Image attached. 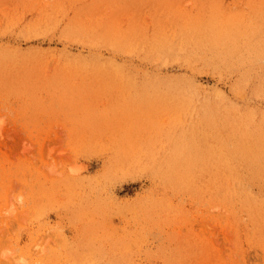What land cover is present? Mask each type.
<instances>
[{
    "label": "rangeland",
    "instance_id": "1",
    "mask_svg": "<svg viewBox=\"0 0 264 264\" xmlns=\"http://www.w3.org/2000/svg\"><path fill=\"white\" fill-rule=\"evenodd\" d=\"M235 120L264 136V0H0V264H264Z\"/></svg>",
    "mask_w": 264,
    "mask_h": 264
},
{
    "label": "bare ground",
    "instance_id": "2",
    "mask_svg": "<svg viewBox=\"0 0 264 264\" xmlns=\"http://www.w3.org/2000/svg\"><path fill=\"white\" fill-rule=\"evenodd\" d=\"M176 36H172V34H170L168 32H166V33L163 32V39L155 40V45L157 46V49H163L165 51L172 50V49L176 50L178 47L184 45V43H185L184 41L175 40ZM34 50H36V49H34ZM233 114L235 115V113H233ZM227 124L228 125L225 128L224 127L222 128L219 136H217L218 153L220 155L219 164L224 165V169H221V167H220V169L217 170V173H218V177L226 183V184H224V186L221 187V190H224V191H221V193H223L221 199L225 200V201L231 197L232 192H230L229 190L233 187V185L234 186H241V185H239V181H242L245 178L243 176V174L238 173V170L239 171H246L243 168L244 166L242 163H251L252 160L254 158H256L257 156H260L259 160H262V162H264V136H256V135H253L252 133L250 136H248V134L250 133L249 129L246 127H243L246 125V122L235 120V122L231 121ZM209 137L211 138V136H209ZM239 164H240L241 168H238ZM202 166L204 167L203 164H202ZM233 166H236V168H233ZM250 183H251V181H250ZM251 189H252V186H251ZM257 192H258V190H257ZM237 194H238V192H237ZM238 197L243 199V200L241 199V201L243 202V205L248 209V211H250V214L253 215L252 217H254L256 214L257 215H260V214L264 215V212H263L264 200H256L255 197H252L251 194H249V193L246 194L245 192L240 193L238 195ZM253 202H255V203L251 204ZM245 203H249V204L246 205ZM7 206H8V204H7ZM1 208H2V206L0 207V210H1ZM39 252H37V253L39 254ZM23 256L25 257L26 255H23ZM24 257L22 259V258H20V256L19 257L15 256L14 259L17 262H21V260L25 261ZM25 258H27V257H25ZM40 260L41 259H39V261ZM21 264H22V262H21Z\"/></svg>",
    "mask_w": 264,
    "mask_h": 264
}]
</instances>
